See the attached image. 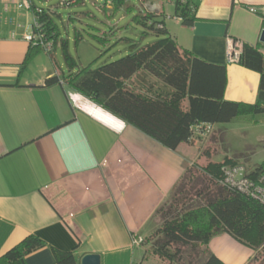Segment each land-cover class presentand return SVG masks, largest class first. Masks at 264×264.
<instances>
[{
	"label": "crops",
	"instance_id": "1",
	"mask_svg": "<svg viewBox=\"0 0 264 264\" xmlns=\"http://www.w3.org/2000/svg\"><path fill=\"white\" fill-rule=\"evenodd\" d=\"M22 4L0 0V256L37 234L46 245L27 264H57L51 246L73 251L77 264L87 253L99 254L101 264H164L144 238L186 170L206 163L200 147L209 140L168 148L75 87L46 85L65 72L44 50L38 52L50 61L26 70L24 35L34 13H22ZM163 12L181 47L227 65L226 99L257 100L260 74L229 63L227 52L234 39L264 53V0H199L190 26ZM130 82L165 89L143 70ZM208 247L226 264H249L255 253L228 232L215 234Z\"/></svg>",
	"mask_w": 264,
	"mask_h": 264
},
{
	"label": "trees",
	"instance_id": "2",
	"mask_svg": "<svg viewBox=\"0 0 264 264\" xmlns=\"http://www.w3.org/2000/svg\"><path fill=\"white\" fill-rule=\"evenodd\" d=\"M28 1L29 9L34 13L33 31H40L43 40L52 41L53 46L48 50L39 42L28 41L29 49L23 65L40 50L47 52L57 65L58 26L47 9L38 8L33 1ZM197 7L196 0H175V16L190 26L195 21ZM163 11H148L138 19L146 29L159 36L156 41L143 46L133 42L129 53L96 68L80 66L63 42L64 59L70 71L47 78L45 84L63 81L75 87L174 150L181 143L203 138L195 134L196 125L227 123L239 115L264 113V53L260 48L243 43L238 60L244 67L260 74L257 100L254 103L228 100L225 98L227 65L208 62L181 47L166 27ZM141 70L156 78L165 89L150 92L152 84L144 87L130 82ZM236 164H240L237 158L229 156L221 161L193 164L201 165V172L209 178L206 188L197 189L202 202L195 205L181 202L180 196H187L184 192L195 172L192 166L186 170L171 192L172 201L168 207L162 204L157 209V213L163 212V224L144 238L145 243L154 241L150 253L160 260L173 262L185 247L192 246L200 257L198 264H226L208 247L211 237L220 232L230 233L255 251L264 247V205L235 187L218 185L224 177V167ZM263 171L264 162L250 174L258 178ZM212 183L219 186L215 192L209 191ZM45 245L46 242L37 234H28L0 256V264H27L26 257ZM51 249L57 264H77L73 251H63L54 246Z\"/></svg>",
	"mask_w": 264,
	"mask_h": 264
},
{
	"label": "rangeland",
	"instance_id": "3",
	"mask_svg": "<svg viewBox=\"0 0 264 264\" xmlns=\"http://www.w3.org/2000/svg\"><path fill=\"white\" fill-rule=\"evenodd\" d=\"M38 8L47 9L54 23L59 29V38L55 49L56 61L60 69L66 74L69 68L63 54V42L69 53L74 56L80 66L99 67L105 62L118 59L130 51L131 43L146 45L157 40L159 36L146 29L139 21V17L148 11L166 10L171 15L175 14L173 2L175 0H122L113 3L107 0H31ZM22 13L30 16V9L22 5ZM160 8V9H159ZM30 30L32 31L31 25ZM26 44L28 41L26 40ZM41 58L49 60L42 51L38 52L28 63L26 70L39 67ZM47 58V59H45ZM43 60V59H42ZM50 61V60H49ZM42 65V64H41ZM217 130L205 135L202 140L209 141L202 145V162L210 160L221 161L226 156L237 158V162L247 167L248 173L252 172L258 164L264 162V113L254 115H239L230 122L219 123ZM198 152L200 151L199 147ZM206 153V154H205ZM209 159L206 160L207 156ZM212 157V158H211ZM212 160V161H213ZM195 170L193 178L189 179L184 194L180 196L181 202L195 205L202 202L197 194V189L205 187L209 178L201 172V165L192 166ZM264 178V171L259 174ZM254 178V176H252ZM222 185V183H218ZM218 185L210 184V192H215ZM172 201V194L166 199L165 208ZM161 204V205H162ZM162 211L156 213L159 221L158 227L163 224ZM154 241L148 243L153 251ZM173 249V248H172ZM200 257L192 249L185 247L178 259L171 262L166 259L164 264H198ZM250 264H264V247L255 251Z\"/></svg>",
	"mask_w": 264,
	"mask_h": 264
},
{
	"label": "built area",
	"instance_id": "4",
	"mask_svg": "<svg viewBox=\"0 0 264 264\" xmlns=\"http://www.w3.org/2000/svg\"><path fill=\"white\" fill-rule=\"evenodd\" d=\"M196 1L198 2L199 0ZM24 4L30 8L28 0H23L22 5ZM24 39L34 43L39 42L48 50H51L53 46L52 41H44L42 33L40 31L35 32L33 29L31 32L24 35ZM241 51V42L230 39L227 52V61L229 63L238 62ZM212 128V124L205 123L196 125L194 131L195 134L199 135L200 137H204L211 132ZM221 183L239 189L245 194L257 199L264 205V178H261L260 176L258 178H253L250 176L245 165L236 164L234 166H225L224 177L221 179Z\"/></svg>",
	"mask_w": 264,
	"mask_h": 264
},
{
	"label": "water",
	"instance_id": "5",
	"mask_svg": "<svg viewBox=\"0 0 264 264\" xmlns=\"http://www.w3.org/2000/svg\"><path fill=\"white\" fill-rule=\"evenodd\" d=\"M260 40L264 42V30L262 31ZM81 264H101L100 255L97 253H87L81 258Z\"/></svg>",
	"mask_w": 264,
	"mask_h": 264
}]
</instances>
